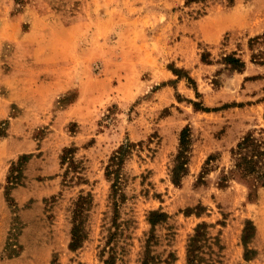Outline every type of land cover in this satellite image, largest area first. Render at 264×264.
Wrapping results in <instances>:
<instances>
[{
	"label": "rangeland",
	"instance_id": "374dc122",
	"mask_svg": "<svg viewBox=\"0 0 264 264\" xmlns=\"http://www.w3.org/2000/svg\"><path fill=\"white\" fill-rule=\"evenodd\" d=\"M185 2L0 0V142L13 145L0 150V264H142L152 233L149 264H186L201 222L198 264H264V187L230 172L248 132L264 139V66L248 45L264 0ZM231 53L243 70L223 62ZM185 126L188 173L175 185ZM28 139L38 146L17 153ZM128 142L116 207L105 167ZM81 195L85 238L71 250ZM150 210L168 214L153 230Z\"/></svg>",
	"mask_w": 264,
	"mask_h": 264
},
{
	"label": "trees",
	"instance_id": "16d2710c",
	"mask_svg": "<svg viewBox=\"0 0 264 264\" xmlns=\"http://www.w3.org/2000/svg\"><path fill=\"white\" fill-rule=\"evenodd\" d=\"M210 0H186V4H206ZM232 1V0H230ZM250 53V61L254 64L264 66V32L258 34L248 41ZM231 53L222 58L223 62L234 71H241L245 67V62ZM203 60V59H202ZM178 74V73H177ZM195 105V104H194ZM196 106V105H195ZM197 107V106H196ZM191 137V129L189 126H185L179 134V149L175 156L174 163L170 169L171 180L175 185L180 183L182 176L188 173V161L187 152ZM134 143L128 142L121 144L109 157L105 167V176L111 181V197L114 199V206L117 207V201L122 199L124 194L122 192V175L121 171L125 162L126 156L132 151ZM72 151L71 148H66L62 151L60 160L63 165L68 158V154ZM234 163L233 168L230 170L233 174H237L241 179H245L244 183L251 188H257L258 186L264 187V139L256 137L252 132H248L241 141H239L235 148L231 150ZM22 155L19 160L26 157ZM14 165V164H13ZM12 165V167H13ZM248 179H251L248 181ZM254 182H253V181ZM260 182H259V181ZM258 181V182H257ZM88 196H79L76 202V208L74 213V225L72 228L71 241L69 248L76 250L79 248L85 238L84 230L80 227L81 222L77 221L84 210V203ZM251 196V192L249 193ZM168 214L162 210H150L147 215V222L151 226V230L161 222H166ZM244 234L250 229H254V224L251 220L245 222ZM209 225L205 222H201L196 225L194 233L190 236L187 244V261L186 264H198L199 261V246L198 243L201 240L208 241L210 236L208 234ZM151 234V233H150ZM247 235V234H246ZM242 237V241H245V236ZM154 234L148 236L146 240V248L142 264H149V247L153 242Z\"/></svg>",
	"mask_w": 264,
	"mask_h": 264
},
{
	"label": "crops",
	"instance_id": "0c3cea01",
	"mask_svg": "<svg viewBox=\"0 0 264 264\" xmlns=\"http://www.w3.org/2000/svg\"><path fill=\"white\" fill-rule=\"evenodd\" d=\"M31 98H33V97H30V96H28V97H25L24 99H22V103H25V104H27V105H29L30 104V102H31ZM2 118V116H0V119ZM22 124V125H21ZM14 128V124H13V122L12 121H10V129L9 130H12ZM18 128L20 129V130H26V129H28L27 128V126L25 125V124H23V123H20L19 125H18ZM28 132V131H27ZM26 132V133H27ZM12 138V136H11V134H9L7 137H5V139L3 140V141H1L0 142V150H2L3 149V146H1V145H3V143H7V145H9L8 147H6V149L5 150H13V145L12 144H10V139ZM17 146H19V150L17 151V153H20V152H22V151H30V150H32V149H35L37 146H38V144H37V142L36 141H34L33 139H28V140H25V141H22V143L21 144H19V145H17ZM0 152H2V151H0ZM3 153H0V156L2 155ZM8 156L10 155H13V152L12 151H9V153L7 154ZM6 155V157H8ZM13 157V156H12ZM5 170H6V165H2L1 166V164H0V204L1 203H3V199H2V183L4 182V172H5ZM22 190H20V189H13L12 190V195H22ZM1 206V205H0Z\"/></svg>",
	"mask_w": 264,
	"mask_h": 264
}]
</instances>
